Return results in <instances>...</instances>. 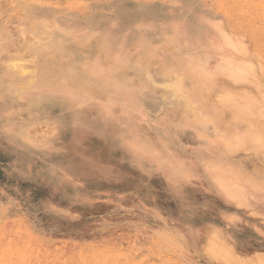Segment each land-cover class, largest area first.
Wrapping results in <instances>:
<instances>
[{
	"label": "rangeland",
	"instance_id": "374dc122",
	"mask_svg": "<svg viewBox=\"0 0 264 264\" xmlns=\"http://www.w3.org/2000/svg\"><path fill=\"white\" fill-rule=\"evenodd\" d=\"M0 264H264V0H0Z\"/></svg>",
	"mask_w": 264,
	"mask_h": 264
},
{
	"label": "bare ground",
	"instance_id": "6f19581e",
	"mask_svg": "<svg viewBox=\"0 0 264 264\" xmlns=\"http://www.w3.org/2000/svg\"><path fill=\"white\" fill-rule=\"evenodd\" d=\"M52 12H53V11H52ZM61 15L63 16V15H66V14L61 13Z\"/></svg>",
	"mask_w": 264,
	"mask_h": 264
}]
</instances>
